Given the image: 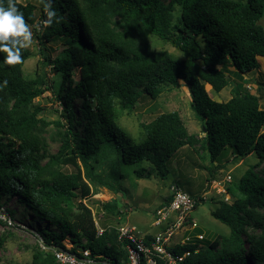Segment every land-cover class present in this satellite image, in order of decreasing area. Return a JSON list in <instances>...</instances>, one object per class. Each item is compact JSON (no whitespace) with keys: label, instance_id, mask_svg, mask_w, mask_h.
I'll return each mask as SVG.
<instances>
[{"label":"trees","instance_id":"1","mask_svg":"<svg viewBox=\"0 0 264 264\" xmlns=\"http://www.w3.org/2000/svg\"><path fill=\"white\" fill-rule=\"evenodd\" d=\"M0 2L7 6V0ZM13 3L27 25L38 26L39 43L63 44L53 58L41 49L43 59L33 78L22 73L29 57L26 47L17 64H6L0 53V208L16 196L22 209L40 221L31 233L45 249L36 247L28 264H59L52 248L66 249L64 239L73 253L75 245L88 249L97 264L126 261L127 240L118 237L115 227L98 234L91 209L82 201L91 194L90 184L113 189L96 171L97 163L113 149L122 162L146 160L163 177L170 157L197 143L213 162L209 175L221 168L222 163L214 162L226 152L231 161L254 152L258 162L235 185L226 186L231 202L212 197L217 206L211 215L229 226V236L207 243L203 237L177 246L176 252L191 250L185 264H264V175L255 170L264 161V88L257 84L253 92L238 82L225 101L214 100L206 90L208 85L217 93L227 85L223 66L228 62L238 74L258 68L259 58L264 63L259 23L264 0H50V8L45 7L49 0H40L39 8ZM48 11L55 12L51 23ZM149 35L168 42L183 57L150 48ZM46 64L61 76L56 97L65 119L54 121L52 129L33 102L47 89L42 76ZM163 82L187 87L202 139L187 131L177 111L155 116L140 140L118 125L117 107L132 110L142 94L156 97ZM49 139L58 143L55 152L49 151ZM69 165L74 170L64 171ZM113 168L109 175L119 181L123 175ZM169 198L168 193L159 206ZM105 204L115 209V204ZM0 211L14 217L15 209ZM4 240L0 236V248Z\"/></svg>","mask_w":264,"mask_h":264},{"label":"rangeland","instance_id":"2","mask_svg":"<svg viewBox=\"0 0 264 264\" xmlns=\"http://www.w3.org/2000/svg\"><path fill=\"white\" fill-rule=\"evenodd\" d=\"M18 1L23 4L32 3L37 8L40 6V0ZM259 23L264 28V15ZM34 26L28 24L32 33V40L26 47L29 50V57L22 66V73L25 78L35 76L37 63L43 59L41 49L46 55L53 58L63 47L59 40L39 43L35 36L39 28L37 25ZM148 43L152 49H165L175 58L183 57L180 50L157 36L149 35ZM258 60L261 61L258 68L242 74H238L231 63H226L223 67L229 76V82L217 93L206 85L209 95L216 101H225L231 97L232 88L238 82L250 83L254 91H257V84L264 88V63L261 58ZM42 76L47 89L35 97L33 102L34 105L41 108L39 116L46 119L50 123L49 128L52 129L55 127L54 121L60 120L65 123L60 112V100L56 97L61 76L47 64L42 70ZM167 83L163 82L159 85V92L154 98L142 94L132 110H121L117 107L118 125L133 138L140 140L146 134L145 124L155 116L163 112L177 111L187 131L202 139L204 132L202 131L201 120L190 108V94L187 87L184 84L174 86ZM79 104V99L74 100L75 108ZM260 105L264 107L263 99L260 100ZM48 145L49 151L55 152L58 143L49 139ZM231 158L230 152L221 154L218 160L214 162L215 164L222 163L221 168L209 175V168L212 167L213 162H211L208 152L199 147V143L194 147L184 145L170 157L167 162L166 175L162 177L146 160L126 164L117 157L116 152L112 149L108 157H102L97 163L96 171L101 173L104 181L109 182L113 189H108L98 183L90 184L91 194L83 198L82 201L90 207L97 226L111 228L127 224L134 225L139 234H154L160 230L159 227L151 225L154 221L155 209L163 202L170 187L177 181L180 184L179 188L183 191L191 196L202 197L190 215L197 221L199 231L204 234L203 242L207 243L217 236L220 238L227 237L230 233L229 226L211 215V210L217 206L214 199L223 198L222 194L216 192L218 186L235 185L245 171L258 162L254 152L242 158L237 157L235 161H231ZM112 167L122 173L123 178L119 181L110 177L109 172ZM63 170L71 172L74 169L69 165L63 167ZM137 170H141L140 175L136 172ZM255 170L263 176L264 161ZM226 174H230L231 181L222 182ZM218 181L221 184L218 185ZM75 193L76 197L73 201L77 203L80 200L79 191L75 190ZM16 199V196H11L0 208L2 211L5 207L15 209L14 217L11 219H8L7 213H4L5 217L0 213V236H5L3 246L0 248V264H28L31 261L33 251L36 247L41 246L37 238L31 233V229H34L38 222L40 224V221L28 210L22 209V205L17 203ZM232 200L233 197L230 195L229 202ZM106 201L115 204V209L107 208L105 206ZM63 243L66 248L72 247L68 239H64ZM74 248L76 251H80V247L75 245Z\"/></svg>","mask_w":264,"mask_h":264},{"label":"built area","instance_id":"3","mask_svg":"<svg viewBox=\"0 0 264 264\" xmlns=\"http://www.w3.org/2000/svg\"><path fill=\"white\" fill-rule=\"evenodd\" d=\"M245 87L253 92L250 83H245ZM257 87V86H256ZM257 90V88H256ZM231 181L230 174H226L222 182ZM218 185L221 184L218 181ZM218 186L217 193L223 195L227 202L230 194L225 186ZM169 200L155 209L154 221L151 225L157 226L160 230L154 234H139L134 225H118L116 230L119 238L127 240V260L119 264H185V258L190 255L191 250L187 249L181 253L176 252L177 246L193 244L194 240H201L204 237L202 232H195L199 227L197 221L191 217L190 212L200 201L180 188L171 186L169 190ZM0 213L5 217L4 212ZM8 219H11L8 216ZM10 224V223H9ZM97 233L101 234L105 228L97 226ZM150 234V238L145 239ZM41 245V248L45 247ZM56 261L59 264H97L91 257L88 249H80L76 253L70 248H52ZM104 264H109L105 263Z\"/></svg>","mask_w":264,"mask_h":264},{"label":"clouds","instance_id":"4","mask_svg":"<svg viewBox=\"0 0 264 264\" xmlns=\"http://www.w3.org/2000/svg\"><path fill=\"white\" fill-rule=\"evenodd\" d=\"M45 7L50 8V0ZM54 15V11H48V23L52 22ZM31 40L32 33L13 0H7L6 7L0 2V53L5 54L4 62L9 65L20 63L21 50L27 47ZM3 84L6 85L7 81H3Z\"/></svg>","mask_w":264,"mask_h":264},{"label":"crops","instance_id":"5","mask_svg":"<svg viewBox=\"0 0 264 264\" xmlns=\"http://www.w3.org/2000/svg\"><path fill=\"white\" fill-rule=\"evenodd\" d=\"M259 62H261V61H259ZM262 98L260 99V100H262L263 99V101H264V92H263V94H262V96H261Z\"/></svg>","mask_w":264,"mask_h":264},{"label":"water","instance_id":"6","mask_svg":"<svg viewBox=\"0 0 264 264\" xmlns=\"http://www.w3.org/2000/svg\"><path fill=\"white\" fill-rule=\"evenodd\" d=\"M60 249V248H59Z\"/></svg>","mask_w":264,"mask_h":264}]
</instances>
